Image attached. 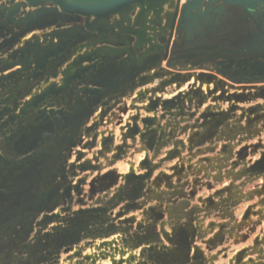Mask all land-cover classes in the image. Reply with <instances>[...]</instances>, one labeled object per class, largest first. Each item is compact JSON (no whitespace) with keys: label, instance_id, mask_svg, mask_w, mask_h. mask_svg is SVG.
I'll return each instance as SVG.
<instances>
[{"label":"rangeland","instance_id":"rangeland-1","mask_svg":"<svg viewBox=\"0 0 264 264\" xmlns=\"http://www.w3.org/2000/svg\"><path fill=\"white\" fill-rule=\"evenodd\" d=\"M156 3L0 0V264H264V0Z\"/></svg>","mask_w":264,"mask_h":264},{"label":"water","instance_id":"water-1","mask_svg":"<svg viewBox=\"0 0 264 264\" xmlns=\"http://www.w3.org/2000/svg\"><path fill=\"white\" fill-rule=\"evenodd\" d=\"M68 8H80L84 14H96L107 12L110 10L118 11L131 5H141L148 2L155 4L159 0H61ZM80 12V11H79ZM100 15V14H99Z\"/></svg>","mask_w":264,"mask_h":264},{"label":"bare ground","instance_id":"bare-ground-1","mask_svg":"<svg viewBox=\"0 0 264 264\" xmlns=\"http://www.w3.org/2000/svg\"><path fill=\"white\" fill-rule=\"evenodd\" d=\"M46 1V0H45ZM56 1V0H55ZM161 1V0H160ZM62 2V1H61ZM168 2V1H167ZM178 2V1H177ZM169 3V2H168ZM180 3V2H179ZM59 4V3H58ZM61 4V3H60ZM156 4H158V2L156 3ZM64 5V4H63ZM138 5V4H137ZM136 5V6H137ZM183 5V4H182ZM153 6V5H152ZM66 8H68V7H66ZM160 8V7H159ZM165 8V7H164ZM72 9H74V8H72ZM156 9V8H155ZM185 9V8H184ZM61 10V9H60ZM75 11H80V12H82L83 10L82 9H80V8H75L74 9ZM128 10V9H127ZM135 10H136V8H135ZM167 10V9H166ZM147 11H148V9H147ZM116 12H119V11H116ZM66 13H68V12H66ZM120 13V12H119ZM106 14V13H105ZM109 14V13H108ZM121 14V13H120ZM153 14V13H152ZM81 15V14H80ZM122 15V14H121ZM92 16H93V14H92ZM105 16V15H104ZM138 16V15H137ZM78 17V16H77ZM120 17V16H119ZM123 17V16H122ZM84 18V17H83ZM139 18V17H138ZM157 20H158V18H157ZM138 23V22H137ZM98 25V24H97ZM171 25V24H170ZM96 27V26H95ZM98 27V26H97ZM94 28V27H93ZM102 29V28H101ZM139 37V36H138ZM112 244V243H111ZM120 250V249H119ZM125 252V251H124ZM117 258V257H116ZM121 260H122V258H121Z\"/></svg>","mask_w":264,"mask_h":264}]
</instances>
